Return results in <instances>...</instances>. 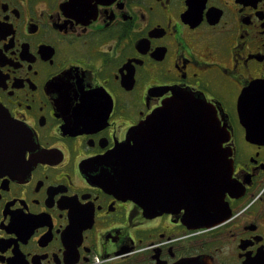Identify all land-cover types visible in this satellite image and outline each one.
Returning a JSON list of instances; mask_svg holds the SVG:
<instances>
[{
  "label": "flooded vegetation",
  "instance_id": "flooded-vegetation-1",
  "mask_svg": "<svg viewBox=\"0 0 264 264\" xmlns=\"http://www.w3.org/2000/svg\"><path fill=\"white\" fill-rule=\"evenodd\" d=\"M259 79L264 0H0V103L26 144L0 176V264H264V143L238 112ZM178 92L216 109L231 162L211 225L115 174L113 153ZM189 125L147 141L144 170L196 165Z\"/></svg>",
  "mask_w": 264,
  "mask_h": 264
},
{
  "label": "water",
  "instance_id": "water-1",
  "mask_svg": "<svg viewBox=\"0 0 264 264\" xmlns=\"http://www.w3.org/2000/svg\"><path fill=\"white\" fill-rule=\"evenodd\" d=\"M244 95L247 97L243 103ZM238 109L247 138L264 142V79L253 82L242 93ZM190 123L197 124L196 165L191 168L187 164L182 169L175 165L165 171L144 170L147 141L174 139L175 133L185 132L180 127L189 128ZM185 130L189 136V130ZM24 132L23 126L0 104V176L14 172L18 164L25 163ZM216 132L215 110L205 98L175 93L131 131L133 144L128 142L113 153L117 159L115 174L127 182L124 187L141 203L158 211L184 208L186 222L199 226L214 224L218 218L211 212L224 203L232 168L227 154L220 150Z\"/></svg>",
  "mask_w": 264,
  "mask_h": 264
}]
</instances>
